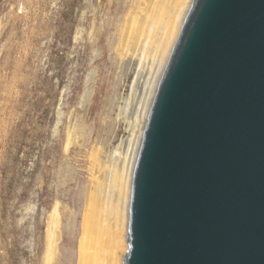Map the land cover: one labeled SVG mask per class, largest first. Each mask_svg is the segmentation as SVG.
I'll use <instances>...</instances> for the list:
<instances>
[{"label": "water", "instance_id": "water-1", "mask_svg": "<svg viewBox=\"0 0 264 264\" xmlns=\"http://www.w3.org/2000/svg\"><path fill=\"white\" fill-rule=\"evenodd\" d=\"M122 264H264V0H191L131 180Z\"/></svg>", "mask_w": 264, "mask_h": 264}, {"label": "rangeland", "instance_id": "rangeland-1", "mask_svg": "<svg viewBox=\"0 0 264 264\" xmlns=\"http://www.w3.org/2000/svg\"><path fill=\"white\" fill-rule=\"evenodd\" d=\"M135 1L0 0V264H45L55 210L60 264H77L90 153L117 128Z\"/></svg>", "mask_w": 264, "mask_h": 264}, {"label": "bare ground", "instance_id": "bare-ground-1", "mask_svg": "<svg viewBox=\"0 0 264 264\" xmlns=\"http://www.w3.org/2000/svg\"><path fill=\"white\" fill-rule=\"evenodd\" d=\"M190 3L191 0H136L125 19L121 51L126 61L113 101L117 128L105 145L94 146L90 153L91 178L80 225L77 264H122L127 248L132 173L143 128ZM60 222L55 210L45 264H60Z\"/></svg>", "mask_w": 264, "mask_h": 264}]
</instances>
